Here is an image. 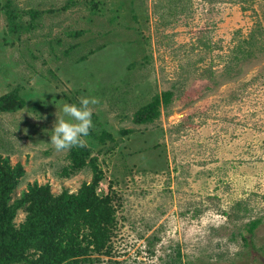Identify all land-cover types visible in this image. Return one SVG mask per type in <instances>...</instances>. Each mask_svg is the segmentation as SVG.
I'll return each mask as SVG.
<instances>
[{
    "label": "rangeland",
    "instance_id": "obj_1",
    "mask_svg": "<svg viewBox=\"0 0 264 264\" xmlns=\"http://www.w3.org/2000/svg\"><path fill=\"white\" fill-rule=\"evenodd\" d=\"M67 1L0 0V97L24 100L0 112V156L24 169L13 198L91 182L90 165L63 175L50 135L64 103L97 97L85 139L117 221L101 264H264V0ZM250 35L261 52L242 56Z\"/></svg>",
    "mask_w": 264,
    "mask_h": 264
},
{
    "label": "trees",
    "instance_id": "obj_2",
    "mask_svg": "<svg viewBox=\"0 0 264 264\" xmlns=\"http://www.w3.org/2000/svg\"><path fill=\"white\" fill-rule=\"evenodd\" d=\"M72 3L73 0L67 1V5ZM91 4L97 11L101 1L91 0ZM14 18L8 17L9 21ZM246 44L248 47L241 51L242 56L261 52L262 45L258 44L256 36L250 35ZM136 64L132 62L130 66ZM171 98V92L154 94L134 113V122L152 123L160 116V106L168 107ZM23 106L24 100L17 92L0 97V112H14ZM102 136L108 137V134ZM69 160L63 175L90 165L93 168L91 182H83L76 193L63 191L57 196L52 195L48 184L34 182L14 199L12 193L20 184L24 169L19 163L12 167L8 157L0 156V264H101L98 256L111 255V238L117 224L115 196H103L97 191L103 173L97 171L89 147L72 148ZM19 211L25 212V218L16 225L14 220ZM258 223L259 220L251 221L248 232L252 233Z\"/></svg>",
    "mask_w": 264,
    "mask_h": 264
},
{
    "label": "clouds",
    "instance_id": "obj_3",
    "mask_svg": "<svg viewBox=\"0 0 264 264\" xmlns=\"http://www.w3.org/2000/svg\"><path fill=\"white\" fill-rule=\"evenodd\" d=\"M99 103L100 100L97 97H81L78 105L63 104L62 112L69 119L58 118L50 135V144L56 152L88 147L85 138L89 136L90 129L93 127L94 106ZM25 131L27 133V130Z\"/></svg>",
    "mask_w": 264,
    "mask_h": 264
},
{
    "label": "built area",
    "instance_id": "obj_4",
    "mask_svg": "<svg viewBox=\"0 0 264 264\" xmlns=\"http://www.w3.org/2000/svg\"><path fill=\"white\" fill-rule=\"evenodd\" d=\"M97 191H98V192H100V191H101V189L99 188Z\"/></svg>",
    "mask_w": 264,
    "mask_h": 264
}]
</instances>
